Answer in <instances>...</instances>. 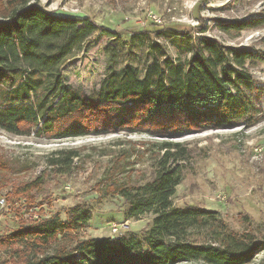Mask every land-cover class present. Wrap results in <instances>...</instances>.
<instances>
[{
    "label": "trees",
    "instance_id": "1",
    "mask_svg": "<svg viewBox=\"0 0 264 264\" xmlns=\"http://www.w3.org/2000/svg\"><path fill=\"white\" fill-rule=\"evenodd\" d=\"M263 21H220L218 29L228 34L258 28ZM100 30L87 17L47 11L39 0H0V130L49 140L120 131L181 135L248 129L264 119L259 104L263 88L250 70L264 64V53L225 46L205 35L194 40L189 32L174 29L154 35L182 45L184 58H171L159 42H153L151 61L142 72L131 64L110 67L94 94L78 93L65 82L62 67ZM178 146L161 142L152 178L118 190L129 218L153 215L142 237L84 239L81 234L90 216L76 205L65 220L56 213L40 216L7 233L0 237V246L17 247L13 252L20 255V264H252L264 253L263 241L249 232L231 230L217 212L173 205L182 181L176 163L187 157L173 150ZM79 153L73 148L55 150L46 165L66 172ZM26 170L0 155L1 173ZM40 183V178L34 179L18 193ZM22 201L24 208L31 206L28 198ZM206 229L215 242L199 240ZM259 264H264V255Z\"/></svg>",
    "mask_w": 264,
    "mask_h": 264
},
{
    "label": "rangeland",
    "instance_id": "2",
    "mask_svg": "<svg viewBox=\"0 0 264 264\" xmlns=\"http://www.w3.org/2000/svg\"><path fill=\"white\" fill-rule=\"evenodd\" d=\"M39 5L58 15L87 17L99 30L111 32L93 34L62 67L65 82L83 95L100 88L110 67L131 64L142 72L151 61L153 42H159L171 58H184L182 45L155 37L154 32L162 29L189 32L194 40L205 35L225 46L264 53V24L228 34L218 29L220 21L264 20V0H39ZM250 70L264 93V64ZM259 104L264 108V94ZM163 141L178 143L173 150L187 154L176 163L182 181L173 205L217 212L231 230L249 232L264 242V119L248 129L238 126L181 135L120 131L49 140L0 130V155L27 168L21 173L0 172V202L5 200L4 206L0 203V237L40 216L56 213L65 220L69 208L76 205L90 216L81 234L84 239L142 237L153 215L129 218L118 190L152 178ZM72 148L79 150L80 157L68 171L57 173L46 165L55 150ZM37 178L41 180L37 187L18 193ZM24 197L33 207L24 208ZM200 233V241L215 242L208 229ZM14 249L0 246V264H20ZM263 255L260 252L252 264H259Z\"/></svg>",
    "mask_w": 264,
    "mask_h": 264
},
{
    "label": "built area",
    "instance_id": "3",
    "mask_svg": "<svg viewBox=\"0 0 264 264\" xmlns=\"http://www.w3.org/2000/svg\"><path fill=\"white\" fill-rule=\"evenodd\" d=\"M0 203H1L2 206H4L5 200H2ZM113 231H116V228L115 227H113Z\"/></svg>",
    "mask_w": 264,
    "mask_h": 264
}]
</instances>
